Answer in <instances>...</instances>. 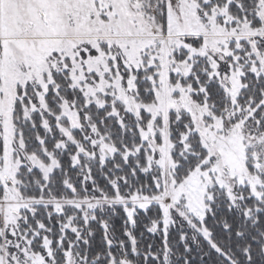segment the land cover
Returning a JSON list of instances; mask_svg holds the SVG:
<instances>
[{
	"label": "snow or ice",
	"instance_id": "6c2138e0",
	"mask_svg": "<svg viewBox=\"0 0 264 264\" xmlns=\"http://www.w3.org/2000/svg\"><path fill=\"white\" fill-rule=\"evenodd\" d=\"M0 264H264V0H0Z\"/></svg>",
	"mask_w": 264,
	"mask_h": 264
}]
</instances>
